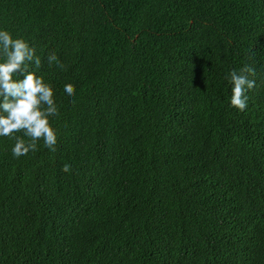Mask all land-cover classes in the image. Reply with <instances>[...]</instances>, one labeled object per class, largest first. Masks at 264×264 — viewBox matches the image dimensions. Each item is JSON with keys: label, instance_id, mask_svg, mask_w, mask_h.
<instances>
[{"label": "trees", "instance_id": "trees-1", "mask_svg": "<svg viewBox=\"0 0 264 264\" xmlns=\"http://www.w3.org/2000/svg\"><path fill=\"white\" fill-rule=\"evenodd\" d=\"M0 24L59 106L53 148L0 137V264H264V0H0Z\"/></svg>", "mask_w": 264, "mask_h": 264}, {"label": "clouds", "instance_id": "clouds-1", "mask_svg": "<svg viewBox=\"0 0 264 264\" xmlns=\"http://www.w3.org/2000/svg\"><path fill=\"white\" fill-rule=\"evenodd\" d=\"M47 59L49 64L58 61L55 52L50 53ZM42 62L36 47L28 39L14 35L7 26L0 24V137L14 140L11 146L14 157L37 150L41 140L49 149L57 141L51 119L58 114L59 106L52 83L38 71ZM255 72L250 64L228 71L230 106L240 111L248 107V91L257 85ZM62 95L68 100L73 99L71 83L64 85ZM70 167V164H65L64 170Z\"/></svg>", "mask_w": 264, "mask_h": 264}]
</instances>
